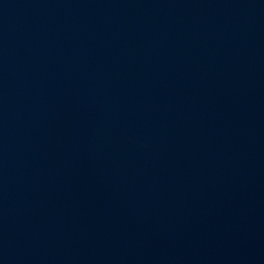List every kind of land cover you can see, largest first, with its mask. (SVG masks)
Segmentation results:
<instances>
[{
    "label": "water",
    "instance_id": "obj_1",
    "mask_svg": "<svg viewBox=\"0 0 264 264\" xmlns=\"http://www.w3.org/2000/svg\"><path fill=\"white\" fill-rule=\"evenodd\" d=\"M0 264H264V0H0Z\"/></svg>",
    "mask_w": 264,
    "mask_h": 264
}]
</instances>
